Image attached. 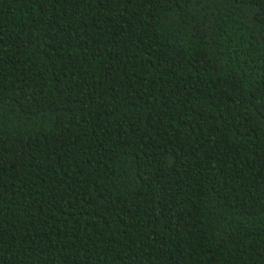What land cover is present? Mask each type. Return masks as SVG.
<instances>
[{
    "label": "trees",
    "instance_id": "obj_1",
    "mask_svg": "<svg viewBox=\"0 0 264 264\" xmlns=\"http://www.w3.org/2000/svg\"><path fill=\"white\" fill-rule=\"evenodd\" d=\"M0 264H264V0H0Z\"/></svg>",
    "mask_w": 264,
    "mask_h": 264
}]
</instances>
